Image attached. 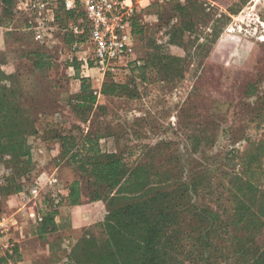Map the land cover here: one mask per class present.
I'll use <instances>...</instances> for the list:
<instances>
[{"label": "rangeland", "instance_id": "374dc122", "mask_svg": "<svg viewBox=\"0 0 264 264\" xmlns=\"http://www.w3.org/2000/svg\"><path fill=\"white\" fill-rule=\"evenodd\" d=\"M150 1L153 4L151 9L147 7L134 13L128 50L116 69L103 75L94 70L92 74L94 89L112 81L124 86L125 91L116 97H97L88 121H82L68 105L69 98L74 95L72 70L66 65L71 50L62 42L60 29L49 30L51 42L47 44L53 48L47 47L46 52L50 67L32 71L22 57L43 47L34 39L33 30H21L23 19L3 15L1 4L0 26L12 25L15 30L5 32V46L0 50V64L5 66L0 69L16 77L14 86L20 93L19 107L25 109L31 105L43 113L38 123L40 127L77 132L79 127L85 131L91 124L106 129L113 137L101 141L102 150H123L132 153L133 159H139L147 147L163 140L174 142L182 156L181 161H185L183 159L189 153L185 151L184 134L175 129L193 126L188 118L191 112L186 109L190 105L186 102L197 82L200 90L195 97V108L191 107L199 117L197 123L212 121L216 126L212 129V142L203 147V152L207 162H214L218 167L209 172L202 171L212 181L214 193L220 187V175L237 165L239 155L236 153L242 152L246 145L243 140L259 139L263 134L264 121L257 127L249 113L256 99L243 97L241 86L260 79L257 90L264 91V0H167L163 6L159 0ZM80 52L88 57L90 50L82 48ZM169 55L179 58L185 71L182 78L177 77L174 81L161 68ZM259 60L261 67L256 72ZM203 66L208 67L205 73H201ZM139 67L144 69L139 70ZM80 69L87 74L88 70L81 66ZM222 71H232L236 75L228 81L223 79L226 74ZM100 78L102 80L98 82ZM28 146L33 166L22 165L28 181L22 184L21 202L27 206L19 220L30 238V234L36 236L38 217L42 218L50 208H61L60 216L56 217L60 232L48 236L54 247L50 249L48 259L39 264H69L67 259L71 257L75 244L108 211L107 201H91L86 192L94 188H86L77 207L62 203L67 186L78 178L77 173L61 158L57 141L30 137ZM200 154L195 153L194 158H200ZM262 163L263 174L259 183L264 192V153ZM13 167H16L14 162H0V179L3 178L0 188L10 179ZM32 187L38 190L35 198L29 194ZM214 199L224 200L219 196ZM19 200L14 197V202H10L12 207ZM5 201L0 196L1 206ZM7 213V208H0V218L7 219ZM262 222L255 236V244L260 249H264V217ZM24 253L31 258H42L47 257L48 252L34 239L33 242L27 241L26 251L23 249L21 256Z\"/></svg>", "mask_w": 264, "mask_h": 264}, {"label": "trees", "instance_id": "16d2710c", "mask_svg": "<svg viewBox=\"0 0 264 264\" xmlns=\"http://www.w3.org/2000/svg\"><path fill=\"white\" fill-rule=\"evenodd\" d=\"M13 1L0 0L7 18L13 17ZM45 1L54 5L55 19L62 29L83 18L78 6L66 11L63 0ZM166 3L167 0L159 2L160 6ZM152 6L151 3L148 9ZM62 33L66 45L73 41L72 46L79 40L70 32ZM25 56L32 62V71L50 67L45 51H29ZM203 67L201 73L208 69ZM260 67L259 60L256 72ZM161 68L173 81L185 73L182 61L170 55ZM222 72L226 74L223 79L228 81L236 75L232 71ZM15 80L13 74L0 69V162L16 163L10 179L0 188L1 198L15 194L27 183L22 165L33 166L28 139L41 137L45 141H57L61 158L77 173L78 178L67 186L62 203L78 206L86 188H94L86 192L89 199L107 201L109 207L102 220L75 244L67 259L69 264H264V249L255 244L264 217V192L259 183L263 174L264 127L259 139L243 140L246 145L242 152L236 153L237 165L220 175V187L212 193V181L204 173L218 165L207 162L203 147L212 142V129L216 126L212 121L197 123L199 117L191 109L195 108V97L200 90L197 82L186 102L190 105L186 109L191 112L188 118L193 126L175 129L184 134L185 151L189 153L181 161L176 144L170 141H159L147 147L139 159H133L132 153L123 150L104 152L101 141L113 135L90 123L85 131L79 127L77 132L42 128L38 124L43 116L41 111L31 105L25 109L19 107L20 93L14 86ZM80 80V92L71 95L68 105L84 122L89 120L98 95L116 97L125 91L124 86L112 81L104 82L98 91L88 79ZM259 82L260 79H255L241 86L243 97L256 99L249 113L257 127L264 121V91L257 90ZM245 106L250 108L249 104ZM200 152V158L195 159L194 154ZM215 196L223 197V202L214 199ZM57 215L58 209L50 208L38 221L35 234L41 242H47L48 236L58 232ZM48 242L52 249L54 244ZM20 255L13 247L10 253L0 256V264L18 261Z\"/></svg>", "mask_w": 264, "mask_h": 264}, {"label": "built area", "instance_id": "2783aa9c", "mask_svg": "<svg viewBox=\"0 0 264 264\" xmlns=\"http://www.w3.org/2000/svg\"><path fill=\"white\" fill-rule=\"evenodd\" d=\"M142 0H63L66 11H73L78 6L83 18L70 22L63 32H70L76 39L71 46L72 60L74 54L84 49L90 50L88 57L78 56L79 61L87 66L88 59L93 61L94 70L100 74L113 72L126 55L130 41L131 17L139 9L149 7L142 5ZM160 3L163 0H159ZM14 13L26 16L29 30L34 31V39L41 41L47 36L54 22L51 3L45 0H17ZM3 178L0 179V183ZM37 188L29 190L30 196H37ZM23 193V192H22ZM41 218L38 217V221ZM5 219L0 218V236L5 233Z\"/></svg>", "mask_w": 264, "mask_h": 264}, {"label": "crops", "instance_id": "0c3cea01", "mask_svg": "<svg viewBox=\"0 0 264 264\" xmlns=\"http://www.w3.org/2000/svg\"><path fill=\"white\" fill-rule=\"evenodd\" d=\"M147 1L151 4L150 0H142L141 1L142 5H146L148 3ZM14 7H15V4H14ZM14 7L12 9L13 18H15V16H16L18 18L23 19L24 22H23V26H22L21 30H23V29L29 30L28 29L29 27L27 25L26 16H23V15L20 16V15H17L16 13H14ZM55 13H56V11H55V7L53 5V6H51V14H53V16H54V22L50 23V27H51L50 29L53 31L60 29V32L62 33L63 29H65L66 26H64L63 29L61 26H58V23L56 22L55 15H54ZM13 30H15V29L12 27V25L3 26V27L0 26V50H2L5 46L4 45V39H5V34H6L5 32H12ZM49 30L47 31L46 37H42L41 41H36V42H38V44H40L41 47H43V49H40V51L46 52L47 47L53 48L52 46H48V44H47L48 42H51V39H50L51 36L49 35ZM63 37H65V36L63 35ZM63 37L61 36L62 42L65 43V39ZM69 39L71 40V38H69ZM71 43L69 45H66V46H68V49L71 47ZM83 54H84L83 52H80L79 54H77V56L76 55L72 56L73 57L72 60H70V61L68 59L66 60L67 67L72 70V81L74 82L73 83V89H72L73 94H77L80 92V84H81L80 79L81 78L88 79L90 81V83L94 82V78L92 75L93 73H95L94 67H93V62L90 59H88V63H91L90 64L91 66H89L88 64H87V66H84L83 64H81L78 56H83ZM68 58H69V56H68ZM22 60H23V62L28 63L31 66V68L33 69L32 62L29 60L28 57L24 56V57H22ZM0 65H1L0 66L1 68H4V66H5L2 64H0ZM75 66L77 67V69L74 68ZM80 66L83 67L84 69L88 70L87 74H85L83 71H81ZM2 71H4V70L2 69ZM7 72H6L7 74H11L9 71H7ZM101 80H102V78L97 79L98 82H100ZM100 89H101V87L99 89H96V90L99 91ZM97 97H102V96L98 95ZM66 195H67V191H66V194L62 197V199H64V197ZM7 197H10V196H7ZM7 197L2 198V199H4V201H5L8 199ZM14 197H15V199L20 198V200H19V202H17V204L15 202L16 205H14L12 207V203L14 202ZM9 199L10 200L5 201L2 206L0 205L1 209L7 208V210H8V213H7L8 218L5 219V221H4L5 222V233L3 236H0V256L4 255L6 252L10 253L12 251L13 247L17 248L18 252L21 254L23 249H24V251H26L27 241L33 242L34 239H36L39 243H41L44 247H46L47 252H48L47 257H42V258L41 257H32L31 258L29 255L25 256V253H24L23 256L20 255L21 256L20 260L15 261V262H9L8 264H21V263L22 264L23 263H25V264H39V263L45 262V260L48 259V254L50 253L49 242L48 241L45 243L41 242L36 236H33V235L31 236V234H30V238H28L26 236L25 229H24V227H22V223L19 220L20 214L23 212L24 208L27 206V204H25V202L23 200H22L23 202H21L22 190L13 194V196L10 197ZM10 202H12V203H10ZM27 208L30 210L33 209L31 206H28ZM60 209L61 208L58 207V215L61 214ZM1 214H2L1 216H3L4 212ZM71 219H72V217H71ZM55 221L57 224V218H55ZM58 232H60V231H58Z\"/></svg>", "mask_w": 264, "mask_h": 264}]
</instances>
